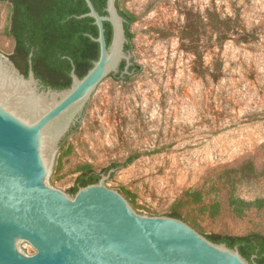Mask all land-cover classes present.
I'll list each match as a JSON object with an SVG mask.
<instances>
[{
  "label": "rangeland",
  "instance_id": "374dc122",
  "mask_svg": "<svg viewBox=\"0 0 264 264\" xmlns=\"http://www.w3.org/2000/svg\"><path fill=\"white\" fill-rule=\"evenodd\" d=\"M121 8L134 18L135 68L114 74L83 108L63 137L69 152L54 153L51 186L69 193L79 166L102 175L116 163L104 184L130 191L136 207L123 196L139 213L168 215L183 192L200 190L220 209L198 219L206 233L264 234V207L237 217L227 205L231 195L264 198V0H121ZM9 13L0 1L5 56ZM19 248L34 252L25 241Z\"/></svg>",
  "mask_w": 264,
  "mask_h": 264
},
{
  "label": "water",
  "instance_id": "95a60500",
  "mask_svg": "<svg viewBox=\"0 0 264 264\" xmlns=\"http://www.w3.org/2000/svg\"><path fill=\"white\" fill-rule=\"evenodd\" d=\"M85 2L81 16L94 19L99 55L82 77L72 69L68 87L43 88L31 67L25 76L0 53V264H257L183 219L137 212L104 184L116 166L73 195L51 186L54 153L83 108L114 74L132 71L116 0H106L103 15ZM104 21L112 27L109 44ZM21 241L34 252L22 251Z\"/></svg>",
  "mask_w": 264,
  "mask_h": 264
},
{
  "label": "trees",
  "instance_id": "16d2710c",
  "mask_svg": "<svg viewBox=\"0 0 264 264\" xmlns=\"http://www.w3.org/2000/svg\"><path fill=\"white\" fill-rule=\"evenodd\" d=\"M9 4V23L7 33L13 39V49L8 57L13 61L19 71L25 76L31 67L34 76L44 87L63 89L70 85L72 69L77 76L82 77L98 58L99 44L91 37L98 35V28L89 16H81L89 8L85 0H0ZM100 14H106V0H91ZM119 13L125 18L124 29L127 42L125 49H130V23L134 18L124 9L120 8L116 0ZM104 34L107 44L110 43L112 27L108 21L103 22ZM124 62L120 64L122 68ZM127 76V75H126ZM72 127L70 129L73 130ZM64 139L59 144L60 157L69 152L65 148ZM59 157V160H60ZM133 156L126 159L123 165L132 162ZM110 164L103 171L110 167ZM79 174L75 183L69 188L73 195L80 186L95 183L99 173L91 165L84 164L78 167ZM123 195L136 207L133 194L123 189ZM227 205L237 217L246 214L252 208L264 207V198L245 200L231 195ZM220 212L216 202L205 203L200 190H187L172 204L168 215L184 219L195 229L200 231L213 242L225 243L228 247L236 246L240 254L249 262L264 264V234L250 231L241 235L210 232L199 224L198 219L215 218Z\"/></svg>",
  "mask_w": 264,
  "mask_h": 264
},
{
  "label": "bare ground",
  "instance_id": "6f19581e",
  "mask_svg": "<svg viewBox=\"0 0 264 264\" xmlns=\"http://www.w3.org/2000/svg\"><path fill=\"white\" fill-rule=\"evenodd\" d=\"M3 70H2V68L0 67V75H1V77H0V81H2L3 80V78H4V73L2 72ZM11 80V79H10ZM10 83H12L15 87H18V88H23V87H25L23 84H21V83H19V82H17V81H14V80H11V82Z\"/></svg>",
  "mask_w": 264,
  "mask_h": 264
},
{
  "label": "flooded vegetation",
  "instance_id": "af4514ba",
  "mask_svg": "<svg viewBox=\"0 0 264 264\" xmlns=\"http://www.w3.org/2000/svg\"><path fill=\"white\" fill-rule=\"evenodd\" d=\"M123 67H124V65H123ZM123 67H122V68H120V70H122V69H123ZM130 68H131V69H134L135 67H134L133 65H131V66H130ZM119 72H120V71H119ZM117 76H119V75H117Z\"/></svg>",
  "mask_w": 264,
  "mask_h": 264
}]
</instances>
